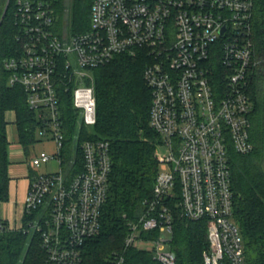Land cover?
Segmentation results:
<instances>
[{
    "label": "built area",
    "instance_id": "obj_1",
    "mask_svg": "<svg viewBox=\"0 0 264 264\" xmlns=\"http://www.w3.org/2000/svg\"><path fill=\"white\" fill-rule=\"evenodd\" d=\"M11 2L20 49L4 70L9 85L22 88L39 134L57 149L30 166L60 165L57 173L29 174L25 213L37 215L25 232L40 237L45 264H84L85 245L101 232L113 168L103 140H86L80 159L77 150L65 159L62 92L70 93L82 124L94 126L92 71L124 55L145 60L150 125L167 170L107 264H128L132 249L150 253L155 264H178L170 249L177 215L206 223L203 264H255L234 217L230 151L254 149L249 88L264 66L254 43L255 10L264 0H93L89 29L68 36L59 31L55 0Z\"/></svg>",
    "mask_w": 264,
    "mask_h": 264
},
{
    "label": "trees",
    "instance_id": "obj_2",
    "mask_svg": "<svg viewBox=\"0 0 264 264\" xmlns=\"http://www.w3.org/2000/svg\"><path fill=\"white\" fill-rule=\"evenodd\" d=\"M92 2L55 0L59 31L65 28L71 34L87 31ZM6 3L7 0H0V22ZM260 3L255 10L254 43L257 56L264 57V2ZM17 33L11 2L0 24V210L9 201L11 181L6 114L10 111L16 114L20 144L26 155L36 141L35 115L26 104L22 88L10 86L9 74L4 70L5 60L19 53ZM144 69L141 55H124L92 71L97 99V122L92 127L82 124L70 93L62 92L65 159L76 152L80 143L103 140L110 144L113 162L101 232L85 245L84 264H107L110 254L122 246L127 222L137 220L143 213L144 201L153 196L160 172L157 154L160 137L150 125L151 92L143 78ZM262 69L249 88L254 149L247 155L230 151L234 217L244 239L247 261L255 264H264V66ZM78 155L80 159L79 152ZM30 168L31 175H35ZM36 215L25 213L22 228L12 230L0 213V264H45L40 237L34 233L29 241V233L25 232ZM175 223L172 249L178 264H203L202 252L208 246L206 223L187 222L180 215ZM127 259L128 264H155L150 253L136 249L128 252Z\"/></svg>",
    "mask_w": 264,
    "mask_h": 264
},
{
    "label": "crops",
    "instance_id": "obj_3",
    "mask_svg": "<svg viewBox=\"0 0 264 264\" xmlns=\"http://www.w3.org/2000/svg\"><path fill=\"white\" fill-rule=\"evenodd\" d=\"M6 121L11 155L15 158L25 156L24 149L20 144L16 114L13 111L8 112L6 114ZM27 172L31 174L29 165H26L25 168L24 166L23 168L17 167L16 172L10 173L9 201L1 205V218L8 222L12 230H18L22 227V220L25 215V201L30 186L29 175L26 177Z\"/></svg>",
    "mask_w": 264,
    "mask_h": 264
},
{
    "label": "rangeland",
    "instance_id": "obj_4",
    "mask_svg": "<svg viewBox=\"0 0 264 264\" xmlns=\"http://www.w3.org/2000/svg\"><path fill=\"white\" fill-rule=\"evenodd\" d=\"M92 6V5H91ZM89 25H90V16H89ZM63 34V36H68V35H73L71 33H69L67 31V29L65 28L64 30H62L61 32ZM36 141L34 143V145L32 146V148L29 150L28 154L23 156V157H18L15 158L11 155V147L9 146V157H10V161H11V166H10V173L12 172H16L17 167L19 168H24L26 167V165H29V170H30V163L32 161V158H34L35 156L40 155L42 152H46L50 155H54L56 153V145L55 143L51 140V138L49 136L45 137V136H41L39 134V132L36 130ZM76 140V139H75ZM76 141L73 143V150L75 151L76 149ZM166 150L163 146H159L157 149V154L160 156L165 155ZM263 168H264V162H263ZM60 170V165L58 163L57 160H52L51 162L43 165L41 168L35 170V174L38 175H44V174H51V173H57ZM167 168L165 165H160V171L164 172L166 171ZM30 173L27 172V176ZM34 232H30L29 234V241L32 238ZM170 249H172V244ZM173 250V249H172Z\"/></svg>",
    "mask_w": 264,
    "mask_h": 264
},
{
    "label": "water",
    "instance_id": "obj_5",
    "mask_svg": "<svg viewBox=\"0 0 264 264\" xmlns=\"http://www.w3.org/2000/svg\"><path fill=\"white\" fill-rule=\"evenodd\" d=\"M8 8H9V0H7L6 6H5V10H4V13H3V16H2V19H1L0 24L2 23L5 15H6V12H7Z\"/></svg>",
    "mask_w": 264,
    "mask_h": 264
}]
</instances>
